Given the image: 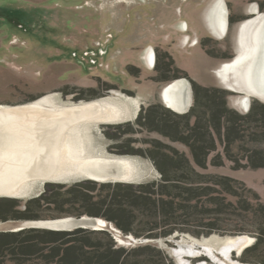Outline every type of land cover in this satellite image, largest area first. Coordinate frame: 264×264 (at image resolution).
<instances>
[{"label":"rangeland","instance_id":"obj_1","mask_svg":"<svg viewBox=\"0 0 264 264\" xmlns=\"http://www.w3.org/2000/svg\"><path fill=\"white\" fill-rule=\"evenodd\" d=\"M207 1L209 0H0V106L26 105L51 93L55 94L60 103L68 105L110 96L114 102L129 107L128 113L125 111L126 116L116 121L80 124L79 142L92 155L125 156L131 159L130 166L134 177L110 182L139 183L159 179L158 170L145 156L147 150L158 142L184 152L191 158L190 150L184 142L172 140L157 129L155 124L141 123L144 122L150 104L155 106L158 114L167 116V112L163 111L167 103L161 94L165 85L174 81V72L171 69V75L163 74L170 77L169 80H154L158 79L154 75L157 67L160 66L162 72L167 71H163L165 53L160 52H168L175 64L185 70L192 80L210 88L213 96L215 93L213 98L218 105L222 106L224 103L227 109L236 112V115L227 112L236 121L239 120L237 115L248 112L255 103H264V96L256 88L247 89L242 84V88L233 90L229 83L235 82L236 76L233 74L242 71L243 67L246 72L249 66L252 68L257 58L260 50L259 32L264 27V0H225L229 12L228 21L230 20L228 30L224 35L214 34V38L208 36V28L203 20ZM216 1L224 2L214 0ZM256 3L257 10L261 13L249 18L253 16L252 11H257L254 9ZM212 15L214 6L208 19L214 29L211 24ZM257 18L255 26L251 21ZM203 37L211 40L202 44ZM147 44L151 46L146 47L142 63L139 49ZM249 46L252 47L251 50ZM151 49L154 51L153 61L148 57ZM236 53L241 55V64L235 65L236 72H233L234 68L229 70L227 83L216 70L232 60ZM175 80H183L189 84L191 100L185 109L189 111L194 99L192 83L187 78ZM244 94L250 97L246 107L242 103ZM203 98L204 95L201 100ZM200 105L196 107L197 111L201 110ZM7 116L9 114L0 112V121H5ZM194 118H190V123L194 122ZM138 119L141 121L138 122ZM7 123H0V134ZM237 125V134L242 136L240 143H237L239 147H234L233 154L237 163L243 165L247 161V149L264 148V142L258 145L250 143L247 131L255 132L259 128L253 122L240 121ZM210 131L214 137V130ZM223 146L217 141V149L208 155L207 167L203 169L195 165V169L242 180L264 200V167L253 169L242 166L234 169L232 162L222 154ZM217 153L221 154L223 165L212 164ZM89 180L92 179H87L82 174H74L54 181H34L25 187L23 193L12 194L14 197L0 193V199L12 198L22 208L26 200L38 196L49 182L70 185ZM36 213L50 215L56 211L40 209ZM221 218L223 219L217 220L215 229L208 235L177 231L165 237H134L123 235L104 219V222L100 219V225L87 228L109 231L118 246H157L173 264H181L175 254L179 247H192L196 251L192 253L196 256L183 258L189 264H258L243 260L242 254L246 246L240 252L233 250L227 258L219 247L210 248L206 240L212 236H217L218 239L248 236L251 239L249 245L255 241V235L251 233H231L238 226V222L249 228L247 220L243 221L244 219L236 216L239 218L237 220L226 211L221 214ZM20 223L0 220V231L15 229ZM187 228L207 229L193 225H187ZM6 264L12 263L7 261ZM25 264L38 262L30 261Z\"/></svg>","mask_w":264,"mask_h":264},{"label":"trees","instance_id":"obj_2","mask_svg":"<svg viewBox=\"0 0 264 264\" xmlns=\"http://www.w3.org/2000/svg\"><path fill=\"white\" fill-rule=\"evenodd\" d=\"M206 40L211 38L203 37L202 44ZM160 53H165L163 71H167L162 72L160 66L157 67L154 75L158 79L154 80H169L170 77L163 74L171 75L169 71L173 69L172 80L187 78L192 83L193 104L182 114L163 108L167 112L163 114L167 116L158 114L155 106L150 104L141 123L155 124L172 140L184 142L191 158L158 142L145 153L159 172L157 180L125 183L92 179L70 185L49 182L38 196L26 200L22 208L12 198L0 199V220L21 222L88 215L106 220L123 235L157 238L177 231L208 235L226 211L235 219L238 216L243 221L247 220L250 225L248 228L238 222L231 233L255 235L254 243L243 251V260L264 264V200L242 180L195 169V165L203 169L207 167L208 155L217 149V141L224 145L222 154L232 162L234 169L264 167V148L247 149V161L243 165L237 163L233 154L234 147L238 149L237 143L241 141L242 135L237 134L240 121L253 122L255 127H259L255 132L247 131L250 143L258 145L264 142V103H255L244 114L237 113L239 120L236 121L227 113L236 115V112L227 109L224 103L218 105L210 88L192 80L168 52ZM155 63L156 58L154 66ZM202 95L204 98L201 100ZM199 104L201 110L197 111ZM191 117H195L193 123H190ZM220 155L214 156L213 165H223ZM40 209H52L56 213L37 214ZM187 225L207 229L192 230ZM7 261L12 264L30 261L38 264H173L157 246H118L109 231L82 227L71 230L26 227L0 231V264Z\"/></svg>","mask_w":264,"mask_h":264},{"label":"bare ground","instance_id":"obj_3","mask_svg":"<svg viewBox=\"0 0 264 264\" xmlns=\"http://www.w3.org/2000/svg\"><path fill=\"white\" fill-rule=\"evenodd\" d=\"M256 21L258 18L251 22L255 24ZM241 29L243 30L244 27ZM258 38L260 50L252 68L249 66L247 72L245 69V74H242V71L233 74L236 80L234 83H229L235 89L242 88V84L246 85L247 89L256 88L264 96V27L259 32ZM252 47L254 48V45ZM150 60L153 61V56ZM234 64L235 62L225 64L218 72L225 81H228L230 69L234 68L233 72H236ZM188 85L176 81L164 87L162 96L168 107L177 111L187 109L190 99ZM247 96L246 94L242 97L245 107L250 100ZM129 110V107L114 102L110 96L68 105L58 102L50 94L26 105L0 106L1 114H9L5 117V121L3 117L2 122L0 121V123L8 122L0 134V193L3 196L21 194L25 191V187L34 181H54L74 174H82L98 181L132 179L134 171L130 166V158L104 154L92 155L79 142L80 124L116 121L125 117V111L128 113ZM54 126L56 128L53 130ZM56 219L59 221H29L28 224L69 229L71 225L69 216ZM101 220L98 218L99 223L102 222ZM99 223H95L94 227L100 225ZM15 229H18V226ZM206 242L212 249L219 247L227 258L233 250L240 252L242 248L247 247L251 239L248 236L228 239L212 236ZM192 253H196L192 247H179L175 250L181 264H189L184 262L183 258L189 255L196 256Z\"/></svg>","mask_w":264,"mask_h":264},{"label":"flooded vegetation","instance_id":"obj_4","mask_svg":"<svg viewBox=\"0 0 264 264\" xmlns=\"http://www.w3.org/2000/svg\"><path fill=\"white\" fill-rule=\"evenodd\" d=\"M215 4H214V15H212L211 16V24H212V26L214 27V29H216L217 31H220V33L219 34H226L227 33V30H228V25H229V21H228V14H229V12H228V8H227V6H226V4L223 2V1H216V2H214ZM213 9V8H212ZM254 9L255 10H257V3H256V5L254 6ZM259 13H261L259 10H257L256 12H253L252 11V14H253V16H251V17H249V18H253V17H255V15H257V14H259ZM224 17L226 18V20L224 21ZM245 20H247V19H245ZM244 52V51H243ZM236 56L232 59V60H230L229 62H226V63H224L223 65H222V68H223V66L225 65V64H228V63H234L235 62V64H234V67H235V65H238V63L239 64H241V55L239 56L238 55V53H236L235 54ZM149 59H151L152 58V56H153V58H154V51L151 49L150 50V53H149ZM221 67H219L216 71H217V73L222 69ZM236 68H239L238 66H236ZM244 68V67H243ZM242 68V69H243ZM241 69V70H242ZM240 71V70H239ZM243 72L245 71L244 69L242 70ZM241 72V71H240ZM243 72H241L242 74H244ZM219 74V73H218ZM220 75V74H219ZM221 76V75H220ZM221 77H223V76H221ZM176 81H179V80H175L174 79V81L173 82H170V83H168L167 85H165L166 87L167 86H169L170 84H172V83H174V82H176ZM179 82H183V85H186V83L187 82H185V81H183V80H181V81H179ZM228 82V81H227ZM188 85V84H187ZM163 90H164V88H163ZM233 90H238V89H233ZM188 91H189V96H190V99H189V104H188V106L190 105V100H191V94H190V88H189V85H188ZM121 94V93H120ZM45 95H48V94H45ZM50 95H52L53 97H54V99H56L57 100V98L55 97V94H50ZM122 95H124V94H122ZM244 95H246V94H244ZM248 95V94H247ZM44 96V95H43ZM40 97H42V96H40ZM40 97H38V98H40ZM105 97V96H104ZM104 97H101V98H104ZM161 97H162V99H163V96H162V94H161ZM247 97H249V95L247 96ZM38 98H36V99H38ZM101 98H97V99H101ZM36 99H34V100H36ZM249 99H250V97H249ZM33 100V101H34ZM96 100V99H95ZM58 101V100H57ZM30 102H32V101H30ZM59 102V101H58ZM80 102H83V101H80ZM85 102V101H84ZM168 107V106H167ZM168 108H170V107H168ZM188 108V107H187ZM170 109H172V108H170ZM174 111H177V110H174Z\"/></svg>","mask_w":264,"mask_h":264},{"label":"water","instance_id":"obj_5","mask_svg":"<svg viewBox=\"0 0 264 264\" xmlns=\"http://www.w3.org/2000/svg\"><path fill=\"white\" fill-rule=\"evenodd\" d=\"M70 217V221H71V225L69 226V229H61V228H48V229H55V230H71L74 228H78V227H82V228H87L90 226H95V223H99L98 222V218L97 217H91V216H87V215H82L79 217H74V216H69ZM64 219V218H63ZM49 220H53L54 221H59V219H44V220H28V221H21L20 225L18 226V229H11L12 231H16V230H20L26 227H35V228H45L43 226L40 225H33V224H28L29 221H49ZM20 222V221H18Z\"/></svg>","mask_w":264,"mask_h":264},{"label":"crops","instance_id":"obj_6","mask_svg":"<svg viewBox=\"0 0 264 264\" xmlns=\"http://www.w3.org/2000/svg\"><path fill=\"white\" fill-rule=\"evenodd\" d=\"M224 2L226 4L225 0H224ZM213 6H214V0H209V1L206 2V4H205V14H204V19L203 20H205V24H206V26L208 28V31H207L208 36L214 38V34L219 36L220 35L219 34L220 31H217L216 29H213L211 27V25L208 23L209 12L212 10L211 8H213ZM196 38L198 39V37H196ZM150 46H151L150 44H147L146 46L140 47V49H139L140 50L139 51V57L142 60V63H143L144 54L147 51V48H149Z\"/></svg>","mask_w":264,"mask_h":264}]
</instances>
